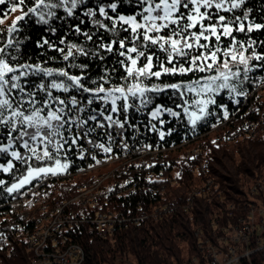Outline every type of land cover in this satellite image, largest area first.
Returning a JSON list of instances; mask_svg holds the SVG:
<instances>
[{
    "label": "trees",
    "instance_id": "obj_1",
    "mask_svg": "<svg viewBox=\"0 0 264 264\" xmlns=\"http://www.w3.org/2000/svg\"><path fill=\"white\" fill-rule=\"evenodd\" d=\"M37 2L38 0H25V4L17 8L16 17L24 15L28 8L36 7ZM230 2H236V0H224L225 8L230 7ZM110 3H117L116 12L108 9V14L117 21L118 27L120 22L117 20V13L123 16L135 15L138 20L140 19L139 14L142 8L137 0H123V3L120 0H101L99 6L106 7ZM96 4L97 0H88L86 6L75 10V18L68 16L63 8L55 9L57 18L50 19L48 24L38 22V13L25 15L20 21H16L15 18L13 21H16L17 30L12 33H8L7 29L12 26L13 21H2V18L10 12L12 4L0 5V48L8 45L9 40L13 41L14 47H8L7 51L16 58L14 61L9 60V63L17 69L24 65L28 66L24 69L28 72L36 69L37 66L45 69L65 70L70 76L87 77V81L82 79L81 83L92 89L97 84L105 89L121 86L125 84L124 77L127 75L125 67L130 62L118 63V61L125 60V57L118 54L119 51H123L118 48V45H113V52H108L101 47V45L109 44L115 37L111 32L105 34L103 28L97 29L92 22L94 18L85 15L89 9L97 11ZM212 11L213 20L205 21L206 24L219 23L218 15H223L227 21L231 22L233 29L230 36H221V41L215 42L213 47H219L222 51L226 50L225 45L231 48L233 44L229 41L235 37L234 43L237 46L242 44L246 49L254 50L252 55L264 56V27L259 29L254 27L257 24L264 25V0H244L240 8L232 11L221 9L218 15L215 14V10ZM98 18L104 20L109 27L112 25V21L106 20L99 14ZM45 19H49L47 15ZM240 24L244 25V31L237 30ZM249 25L253 26L251 32L247 30ZM77 27L81 29L80 32L76 31ZM124 27L128 26L124 25ZM83 33L91 34L92 40H88ZM128 35L130 32H120L121 38ZM212 39L214 41V38ZM201 43L205 41L202 40ZM73 45L95 54H76L75 59L69 57L68 60H64L63 56ZM73 51L75 52L74 49ZM196 51L206 50H193V55ZM249 67L253 70L248 73L247 80L243 79L242 73L238 80L231 81L236 86L235 92L223 89L215 94L211 93L210 96L208 94L207 97L215 100V103H209L206 106V112L201 115L202 118L197 120L195 125L190 122L185 109L187 106L195 105L196 93L185 92L183 96H180L171 88L164 92L146 93L145 98L148 101L146 106L141 104L140 99H136L135 107L115 113L104 112L105 116L111 115L113 121L118 120L122 123L123 128H120L118 124L109 126V122L102 118L99 123L104 125L103 128L97 126V121H89L88 126L95 128V131L88 136L94 139L103 138L105 143L114 142L117 137L113 132L109 133V130L111 128L116 130V125H118L121 138L127 142L128 146L136 148L141 142L148 144V141L155 140L160 142L163 149L158 157H152L151 165L144 161L146 156L142 158L135 156L126 160L123 163L126 170L122 175L124 176V172L126 173L128 169L134 176L138 173L137 186L133 190H118L117 194L110 196L106 203H98L123 214H127L130 209L133 216L139 214L136 221L125 222L126 226L122 224L111 236L105 238L97 236L89 222L70 227L65 231L67 241L82 247L84 252L82 264H129V262L133 264H191L194 258L201 261L204 259L202 250L198 248L197 232L204 233L213 241L216 235L215 238L211 236L214 229L212 223L214 221L216 225L233 223L242 210H236V208L242 204L241 201L250 197L248 193L250 184L264 175V129L261 128L254 137L239 135L221 143H214L213 134H210L215 129L218 118L227 113L236 114L237 119L246 118L249 121L252 119L256 121L259 115L254 113L250 105L259 107L264 119V97L256 96V91H254L259 84H262L260 88L264 86V60H250ZM233 70L235 71V68ZM209 74L211 73L197 72L195 75L189 73L183 77L152 78L151 81L145 80L144 84L148 87L155 84L163 88L173 83L187 84L190 79L195 80L197 77ZM19 83L24 88V92L17 93L13 90L12 95L17 100L20 96L28 100L31 93L34 94L32 99L35 101V107H44L49 104V98L39 89L42 83L48 85L49 78L41 79L39 75H28L22 77ZM51 91L53 97L59 99L65 96H75L77 100L81 99L76 91L69 93L56 89H51ZM252 91H254L253 96L255 95L256 100L247 99L246 94ZM88 95L84 94V96ZM254 100L255 103H253ZM129 103L132 101L130 100ZM56 107L62 106L53 100L50 107L45 109L44 114L48 110H55ZM102 107V104L92 105L94 111ZM30 108V105L25 106L26 111H30ZM157 109L161 111L154 117L153 113ZM173 112L177 115H172ZM91 114L94 113L76 115L83 118ZM229 125L233 124L229 123ZM135 126L139 131L134 129ZM64 135L69 139L76 136L75 126L73 125L72 131L65 132ZM17 136V131H12L7 124L0 123V148L11 144L7 154H0V164L7 167L8 162L11 161L14 165L8 172L0 170V181H3V184H0V210L7 207V202L18 196L28 185L39 179L33 178L13 192L7 191L28 171L29 166L33 168L54 166V160L47 162L29 160L31 153L23 147V140H15ZM24 139L28 138L24 137ZM79 143L81 140L77 142V145ZM188 143H194L200 149L198 157L205 164L206 174L204 176L190 173L186 162H179L178 159L171 158L167 154L174 148ZM77 145H66L57 157L62 163L68 164L65 170L84 165V161L78 162ZM30 146L38 145L30 141ZM38 147L42 148V146ZM12 151L19 152L24 160L12 157ZM160 158L162 161L159 164ZM135 168L138 170L134 171ZM151 169L155 172L156 178H147V182L150 183L147 184L144 181V175ZM206 178L212 179L215 185L209 188L208 193L192 199L188 209H181L180 205L187 201V190L194 181L200 180L204 183ZM158 202H175L176 206L172 211L162 212L157 216L150 215L153 206ZM3 223L2 219L0 221V264H33L31 262L32 252L27 248L21 234H12L2 225ZM241 264H264V255L251 253L241 260Z\"/></svg>",
    "mask_w": 264,
    "mask_h": 264
},
{
    "label": "snow or ice",
    "instance_id": "obj_2",
    "mask_svg": "<svg viewBox=\"0 0 264 264\" xmlns=\"http://www.w3.org/2000/svg\"><path fill=\"white\" fill-rule=\"evenodd\" d=\"M88 0H38L36 7L27 9L22 16L16 17V21L24 19L25 15L39 14L40 23L48 24L50 19L57 18L55 9L63 8L67 11L68 16L75 18V10L79 7L86 6ZM101 0H97V11L89 9L85 15L93 17V23L97 29H105V34L111 32L115 39L107 45H101L108 52H113V45H118L120 56L125 57L124 61L118 63L126 64L125 71L127 75L124 77L125 84L121 86L105 89L102 85L97 84L94 89L85 87L81 80L87 81V77L70 76L65 70L45 69L37 66L31 72L25 71L28 66L21 65L20 69L10 65L9 60L16 58L7 51L8 47H14L13 41L9 40L8 45L0 48V123L7 124L12 131H17L18 136L15 140H23V147L27 148L31 153L29 160L35 161H53L54 166L49 167H31L28 168V175L20 181L19 184L8 188V192H13L23 184L30 182L33 178H43L44 175H56L64 171L68 164L62 163L58 157L61 150L66 145H77L79 140L86 138L95 128L89 127V121H97V126L103 128L104 125L99 123L102 118L109 122V126L118 124L123 128V124L118 120L113 121L112 116H105L104 112L125 111L127 108L135 107V100L140 99L141 104L147 105L145 98L146 93L164 92L168 88L174 90L180 96L185 92H195L197 96L207 93H217L223 89H230L231 92L236 91V86L231 83L232 80H238L243 73V79H248V73L253 69L249 67L250 60H264L262 55L245 56L247 50L242 44L237 46L233 37V46L228 48L225 45L224 51L219 47H213L215 42L221 41V36L228 37L233 29L231 22L226 20L223 15H218L219 10L232 11L241 7L244 0H236L230 2V7L225 8L224 0H137L142 8L140 19L135 15L123 16L117 13V20L120 22L119 27L117 21L108 14V9L116 12L117 3H110L106 7H100ZM123 3V0H120ZM12 4L10 11H16L17 7L23 6L25 0H0V5ZM147 5V7H144ZM204 9V11H201ZM218 15L219 23L213 22L206 24L205 21L213 20V11ZM103 16L106 20L112 21L109 27L104 20L98 18ZM45 15L49 19H45ZM16 21H13L11 27L7 29L8 33L15 32ZM124 25L128 27L125 28ZM256 29L264 27V25H254ZM195 29V31H193ZM238 31H244V25L240 24ZM249 32L253 31V26L249 25ZM80 32L79 27L76 28ZM130 32V35L121 38L120 32ZM163 33V34H161ZM88 40H92V35L83 33ZM214 38V41L213 39ZM205 43H201V41ZM131 45V46H129ZM251 45H249L250 47ZM75 50V52L73 51ZM204 49L206 51L193 50ZM76 54L90 55L95 53L86 52L83 48H76L75 45L70 48L63 56L64 60L69 57L76 58ZM231 62V64H230ZM187 64V66H184ZM169 65V66H166ZM179 65V66H178ZM243 66V68H241ZM86 67V66H85ZM235 68V71L233 70ZM157 69V70H154ZM211 73L206 76L197 77L195 80H189L187 84L173 83L165 85L163 88L153 84L148 87L144 84L145 80L151 81L152 78L160 79L166 76H187L192 73ZM28 75H39L41 79L49 78L48 85L40 84L39 89L49 98V104L44 107H35V101L32 99L34 94H29L28 100L23 96L17 100L12 95L13 90L17 93H23L24 88L21 87L19 81L22 77ZM59 81V82H57ZM107 82V81H105ZM95 83V82H94ZM51 89L69 93L76 91L80 94L81 99L77 100L75 96H65L63 99L53 97ZM89 94L84 96V94ZM103 93V95H101ZM55 100L62 107H56L55 110L49 108L52 101ZM132 103H129V101ZM122 101L121 103H117ZM209 103H215V100H196L195 104L199 107V113L206 112V106ZM43 104V101H41ZM102 104L103 107L94 111L92 105ZM30 105V111H26L25 106ZM110 105V107H109ZM161 110L157 109L153 116H157ZM185 111H188L185 109ZM78 113H94L85 115L80 118ZM172 115H177L173 112ZM202 118L196 111L189 112V120L195 125L197 120ZM75 126L77 135L68 138L65 132L72 131ZM87 128V131L85 129ZM31 129V131H29ZM163 137V133H161ZM27 137L28 139H24ZM30 141L35 145L30 146ZM91 143V142H89ZM93 147L103 148L105 152L111 151V148H105L103 145H92ZM11 144L0 148V154H7ZM51 149V150H50ZM85 149L81 147V151ZM11 156L17 160L24 158L17 151H12ZM26 162V161H25ZM14 165L11 161L7 167L0 164V170L4 172L10 171ZM3 184V181H0Z\"/></svg>",
    "mask_w": 264,
    "mask_h": 264
},
{
    "label": "built area",
    "instance_id": "obj_3",
    "mask_svg": "<svg viewBox=\"0 0 264 264\" xmlns=\"http://www.w3.org/2000/svg\"><path fill=\"white\" fill-rule=\"evenodd\" d=\"M262 84L256 86L254 91L260 89ZM247 93V99L253 98V93ZM250 108L252 109L251 105ZM250 109V110H251ZM254 113L260 114V111L255 108ZM244 115V113H243ZM237 119L236 114L227 113L217 120L216 127H220L221 122L233 123ZM240 126L245 133H253L252 128L259 123L253 119L249 121L246 118L240 119ZM116 130L110 129L109 133L117 137L115 141L104 142L103 138L94 139L92 136H87L77 145L76 156L78 162L84 161V165L75 169L64 170L56 175L48 174L43 178L28 185L18 196L7 202V207L1 210H18L16 221H4L3 226L9 229L14 234H21L27 248L32 252L34 257H38L41 264H82L84 252L80 245L71 242V249H63V241L65 239V231L70 227L81 225L89 222L94 233L102 238L112 235L121 225L126 226V223L139 218L137 213L132 215L131 210L127 214L120 211L116 212L108 207H103L98 203H106L108 198L116 195L118 190H133L136 184V176L129 169L122 168L119 171H114L116 179L110 183L103 184L102 179L99 181V189L96 192H91L90 195H82L81 201L68 199V192L71 190H82L84 185L88 184H73L67 183L63 186L60 200H57L54 205H46V191L52 190L57 184V179H67L69 175H77L80 170H87V167L93 164H99L100 161H109L110 157L116 154H125L144 157L145 152L149 150L160 149L161 145L158 141H148V144L141 142L136 148L127 145V142L121 138V133L116 125ZM240 128V129H241ZM134 129H137L136 126ZM138 130V129H137ZM139 131V130H138ZM230 138V133L219 135V140ZM91 142V143H89ZM92 145H103L105 148H111V151L105 152L103 148L93 147ZM127 148L124 149L123 147ZM81 147L85 150L81 151ZM122 149V151H119ZM198 151L189 152L187 162L188 171H205L204 165L197 166L193 162ZM153 161V160H152ZM152 161H145L148 165ZM161 160L159 161L160 164ZM138 169L135 168L134 171ZM133 171V172H134ZM155 172L151 169L144 175V181L156 178ZM139 179V178H138ZM140 180V179H139ZM205 183L204 186H197L193 191L195 195H203L205 187L210 185ZM147 184H150L147 182ZM148 186V185H147ZM149 188L151 186H148ZM250 197L241 201L242 204L236 210L242 209L241 214L236 217L233 223L225 225H214V233L216 238L211 241L209 236L202 232H197L198 246L204 254V259L198 260L194 258L191 264H241V260L251 253L264 255V176L258 178V183L252 189H248ZM30 201H37V208H30ZM169 202H158L152 208L150 215L157 216L162 212H169L176 206ZM95 205H98L95 207ZM183 209H188L190 202L182 203ZM179 206V207H180ZM258 208L257 220L255 218V210ZM31 209H42V217H31ZM155 209V210H154ZM91 210V211H90ZM154 210V211H153ZM126 222V223H125ZM129 264H133L129 262Z\"/></svg>",
    "mask_w": 264,
    "mask_h": 264
},
{
    "label": "rangeland",
    "instance_id": "obj_4",
    "mask_svg": "<svg viewBox=\"0 0 264 264\" xmlns=\"http://www.w3.org/2000/svg\"><path fill=\"white\" fill-rule=\"evenodd\" d=\"M17 15H18V9H16V11H14V12L13 11H10L5 17L2 18V21L3 22L13 21L16 18ZM253 51H254L253 49L247 48V50L245 51V56H251L253 54ZM193 93H195V92H193ZM208 94L210 96L211 93L202 94V95L197 96L195 98V101L196 100H201V99H203V100L211 99V98H208L207 97ZM258 95L260 96V98H263L264 97V86L262 88H260L259 90L256 91V96H258ZM254 96H253L252 99H255L256 100V97L254 98ZM255 100H254L253 103H255ZM255 108H257L260 111L259 116H258V113H256L257 116H258L259 123L255 124V126L252 128V131H251V132H253L252 134L249 135V133L243 132V128H241V126L239 124V123H241L240 122L241 120L240 119H235L234 122L232 123L233 125H229L230 122H228L227 124H225V125H223L221 127H216L215 126V129H213L211 131V133H210L211 135L213 134V136H212L213 137V142L214 143H221L223 141H229L230 139H228L226 137H224V139H221L219 141H216L215 140V136L217 134H223V133L225 134L228 131L230 133V138L231 137H236V136H239V135H243L245 137H254L256 135V133L261 128L264 129V119L262 118V112H261L260 108L257 107V106H254L252 108L253 111H255ZM187 110H188L187 111L188 112V115H189V112H192V111H196L199 115H202L201 113H199V107L196 104L193 105L192 107L187 106ZM191 150H197L198 151V154L195 156L193 162H196L197 163V166H200V165H204L205 166V164L203 163V161H201L199 159V157H198L199 156L200 149L194 143H192V144L191 143H188V144H185V145H183L181 147L174 148L173 150L169 151V153H167V154H169V156L171 158L178 159L179 162H183L184 161L186 163L187 162L190 163L191 161H189L187 159L188 158L187 157V155H188L187 152L188 151H191ZM140 158H142V157H140ZM147 159H150V158L148 156H146L144 158V161L147 160ZM123 160H125V159H123ZM150 160H153V158H151ZM122 161H121V159H119V160H114V161H105V162H102L99 165H96V168H94L93 173H89V175H86V176H84L82 174H79L78 176H75L73 178H70V181H74V180L77 181V180H80L82 178L83 179H87L90 175L99 176L101 174L100 176H103V179H102L103 182L102 183L105 185V184L110 183L111 181H114L116 179L115 174H113V171H114L113 169H115V167L117 168L118 171H119V169H122V167H119V165L121 164ZM161 161H162V159H161ZM189 166L187 165V170H189ZM44 167H48V166H44ZM189 172L190 173H193L195 175L200 174L198 176H204L206 174V170L204 172H199V171H193V172L189 171ZM27 175H28V171L18 181H16L14 184H12L10 187H12L13 185L19 184L20 181L23 180L24 177L27 176ZM209 180L211 181L210 182V185L208 187H205V191H204L205 192L204 194H206V193H208L209 188H211V186L214 184L213 183V180L210 179V178H206V181L204 183L202 181H200V180L194 181V183L191 185V187L187 190V200H188V202H190V204H191L192 199H194L196 196H201V194L200 195H196V194L194 195L193 194V191L196 190V188H198L199 186L200 187L201 186H204L205 183H207ZM68 181L69 180L66 179V181H63L64 183H60L59 185H58V183L56 184V186L53 189V196H55V198L61 197L63 195L60 190H62L65 182H68ZM181 209H183V206L181 207ZM257 216H258V208L255 210V218H256V220H257ZM2 218L3 217L0 215V221L2 220ZM213 233H214V231H213ZM109 236H111V235H109ZM109 236H107V237H109ZM198 248H199V246H198Z\"/></svg>",
    "mask_w": 264,
    "mask_h": 264
},
{
    "label": "bare ground",
    "instance_id": "obj_5",
    "mask_svg": "<svg viewBox=\"0 0 264 264\" xmlns=\"http://www.w3.org/2000/svg\"><path fill=\"white\" fill-rule=\"evenodd\" d=\"M228 122H221V126L227 124ZM232 124V123H230ZM226 133H229L226 132ZM252 133H249V135ZM219 135L217 134L215 136V140L219 141ZM163 147H160V149H156V150H149L148 152H145L144 157L148 156L150 159L152 157H158V154L161 153ZM197 150H191L188 151L187 154H189V152H194ZM135 156L133 155H126L125 158V154H116V156L110 157L109 161H114V160H119L121 159V161L123 159L121 164L119 165V167L124 168L123 163L126 160H129L131 158H134ZM137 158H140V156H136ZM150 159H147L145 161H152ZM105 162V161H100V163ZM99 164H93L90 165V167H87V170H80L79 173H77V175H69L67 176V180H69L68 182H65L64 186H67V183H73V184H81V183H86L88 182V184L84 185V188H82V190H70V192H68V199H73L74 201H81L82 200V195H90L91 192H96L97 189H99V181L97 180H101L103 178V176H94V175H90L87 179H80L77 181H70V178H73L75 176H78L79 174H82L84 176L89 175V173H93L94 168H96V165ZM114 171H118L117 168L115 167V169H113ZM113 171V173H114ZM199 172H204V171H199ZM264 176V175H263ZM63 181H66V179H57V183L58 185L60 183H64ZM209 183V181L207 182ZM258 183V179L254 180L250 186L249 189L254 188V186ZM53 189L52 190H48L46 191V205H54L55 202H57V200H60V197L55 198V196H53ZM61 191V190H60ZM192 203V201H191ZM30 208H37V201H30ZM0 215L3 217L2 219L4 221H16L17 217H18V210H0ZM31 217H42V209H31ZM212 224H216V222L214 221V223ZM3 225V224H2ZM63 249H71V242L70 241H63ZM31 262L33 264H41V261H39L38 257H34V255H32L31 257Z\"/></svg>",
    "mask_w": 264,
    "mask_h": 264
}]
</instances>
